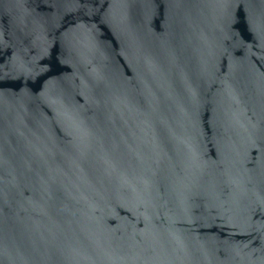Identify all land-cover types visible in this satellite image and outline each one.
Masks as SVG:
<instances>
[{"label":"water","instance_id":"water-1","mask_svg":"<svg viewBox=\"0 0 264 264\" xmlns=\"http://www.w3.org/2000/svg\"><path fill=\"white\" fill-rule=\"evenodd\" d=\"M0 264H264V0H0Z\"/></svg>","mask_w":264,"mask_h":264}]
</instances>
